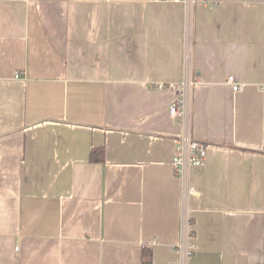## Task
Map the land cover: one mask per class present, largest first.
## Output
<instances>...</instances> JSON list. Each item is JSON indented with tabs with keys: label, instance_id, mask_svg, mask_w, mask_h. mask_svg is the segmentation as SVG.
Segmentation results:
<instances>
[{
	"label": "crops",
	"instance_id": "crops-1",
	"mask_svg": "<svg viewBox=\"0 0 264 264\" xmlns=\"http://www.w3.org/2000/svg\"><path fill=\"white\" fill-rule=\"evenodd\" d=\"M181 262L264 264V0H0V264Z\"/></svg>",
	"mask_w": 264,
	"mask_h": 264
},
{
	"label": "built area",
	"instance_id": "built-area-1",
	"mask_svg": "<svg viewBox=\"0 0 264 264\" xmlns=\"http://www.w3.org/2000/svg\"><path fill=\"white\" fill-rule=\"evenodd\" d=\"M152 2H172L183 4L190 12L192 8L198 3L199 0H150ZM197 84L195 80L184 79L178 83H158L154 86L156 90H169L174 93V99L169 104L168 115L171 119L180 117L183 124H186L188 108L190 102L189 91ZM226 84L232 87L233 91L240 89L239 83L232 75L226 79ZM207 150L208 146L200 141L194 140L189 134H184L176 142V148L173 152L170 166L173 176L181 183V194L183 202L187 196L192 193V188L189 183L188 173L195 168L205 167L207 164ZM191 221L185 214L182 217V239L178 245L182 256L183 262L186 258L192 256L194 247L189 245L188 239L191 238L192 233L189 230ZM181 262V264H183Z\"/></svg>",
	"mask_w": 264,
	"mask_h": 264
},
{
	"label": "trees",
	"instance_id": "trees-1",
	"mask_svg": "<svg viewBox=\"0 0 264 264\" xmlns=\"http://www.w3.org/2000/svg\"><path fill=\"white\" fill-rule=\"evenodd\" d=\"M90 160L97 163H102L104 160V150L103 148H97L93 149L90 153ZM144 262L148 263L150 262V256L149 254L146 255Z\"/></svg>",
	"mask_w": 264,
	"mask_h": 264
}]
</instances>
